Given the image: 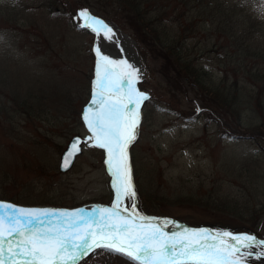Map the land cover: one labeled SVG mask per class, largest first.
Here are the masks:
<instances>
[{"label": "rangeland", "instance_id": "obj_1", "mask_svg": "<svg viewBox=\"0 0 264 264\" xmlns=\"http://www.w3.org/2000/svg\"><path fill=\"white\" fill-rule=\"evenodd\" d=\"M46 2L0 0V202L112 205L99 151L81 143L69 170L58 168L66 145L87 138L79 109L93 89L100 47L137 70L136 87L149 97L132 147L138 210L264 239V137L255 136L264 132V0H145L143 22L156 30L141 25L144 55L125 4L72 0L68 16L51 14ZM82 10L104 21L112 38L83 27ZM154 37L191 61L205 84L168 73ZM251 251L246 264H264L255 255L264 248ZM78 264L134 262L96 249Z\"/></svg>", "mask_w": 264, "mask_h": 264}, {"label": "snow or ice", "instance_id": "obj_2", "mask_svg": "<svg viewBox=\"0 0 264 264\" xmlns=\"http://www.w3.org/2000/svg\"><path fill=\"white\" fill-rule=\"evenodd\" d=\"M83 27L112 38V29L87 10L79 13ZM90 103L82 119L90 135L75 139L64 157L69 167L81 143L103 149L112 177L114 203L68 211L19 207L0 202V264H78L102 249L123 255L134 264H246L253 248H264L255 235H233L207 229L180 228L171 220L143 215L136 203L129 146L135 141L140 107L149 97L136 87L140 77L125 60H113L100 47ZM125 200L129 201L125 205ZM259 259L264 251L255 254Z\"/></svg>", "mask_w": 264, "mask_h": 264}, {"label": "trees", "instance_id": "obj_3", "mask_svg": "<svg viewBox=\"0 0 264 264\" xmlns=\"http://www.w3.org/2000/svg\"><path fill=\"white\" fill-rule=\"evenodd\" d=\"M117 1L126 5V8L128 9V10L127 9L126 10H127L128 17H129L130 21H132V23H136L135 27L137 30L134 32L133 35H134V37L137 38L136 41L140 44L139 52L144 55L145 48L143 47V42H142L143 40H140L139 38L141 36L143 37L146 32L143 31V28L141 27V25L147 24V25H145V27H147L148 32H151L152 30H156L155 29L156 26L154 25V23H151V22L149 23V21H147V23L143 22V18H145V16L147 15L146 14L147 11H145L146 13H144V11L140 12V8L145 4L144 3L142 5V2H145V0H138V1L137 0H117ZM130 1L134 2V3L128 4V2H130ZM72 3H74V2H72V0H47L46 6L50 9L51 14L63 13L65 15L70 16V15H73L72 9L70 7V4L73 5ZM157 41H158L157 38H155V37L152 38V42L154 43V45L156 47L160 48L161 51L163 49V53H164L163 58L165 60V66L170 69L167 71L168 73H171L172 71H174V72H178V74H180L179 71L181 70L183 73H181L182 76H180V77L182 78L183 81H185V83L191 84V81H192V83H194L196 87L199 86V84H201V85L205 84L203 82L204 81L203 79H201L200 77L195 75L194 71L198 72V70L195 68V66L192 64L191 61H189L188 59H185L184 57H180L177 54L176 49L168 47L167 45H166V47H164V46H162V44L159 41H158V43H159L158 44ZM152 51L155 53L154 50H152ZM168 61L175 62L178 65L177 68H179V69H175V68L171 69V66L169 65ZM167 72H164L166 76H167ZM196 81H198V83ZM201 88L203 89L204 87H201ZM206 91L210 92L209 90H206ZM218 92L219 91H217V92L214 91V94L215 93L218 94ZM210 94L214 96V94L212 92H210ZM223 100H224V98H223ZM256 135L264 137V132L256 131L255 136ZM252 137L254 138L253 134H252ZM144 197L149 200V198L147 196H144Z\"/></svg>", "mask_w": 264, "mask_h": 264}, {"label": "water", "instance_id": "obj_4", "mask_svg": "<svg viewBox=\"0 0 264 264\" xmlns=\"http://www.w3.org/2000/svg\"><path fill=\"white\" fill-rule=\"evenodd\" d=\"M70 145H71V144H70ZM68 150H69V149L65 150V151L63 152L62 156H61V163H60V170H61V171H66L67 169H69L70 166H71V163H72V161H73V159H72V161H71L69 167H67V168L63 167L64 157L66 156ZM233 235H235V234H233ZM258 240H259V239H258Z\"/></svg>", "mask_w": 264, "mask_h": 264}, {"label": "bare ground", "instance_id": "obj_5", "mask_svg": "<svg viewBox=\"0 0 264 264\" xmlns=\"http://www.w3.org/2000/svg\"><path fill=\"white\" fill-rule=\"evenodd\" d=\"M108 57H110V56H108ZM93 208H94V206H88L85 208V210H84V208H82V209L84 210L85 214H88V213H91ZM77 210H79V209H77ZM68 211H74V210H68Z\"/></svg>", "mask_w": 264, "mask_h": 264}]
</instances>
